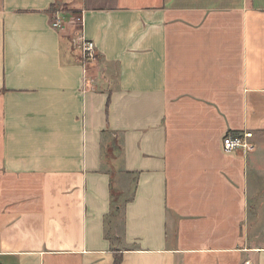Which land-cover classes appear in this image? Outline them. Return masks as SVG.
<instances>
[{
	"label": "crops",
	"instance_id": "1",
	"mask_svg": "<svg viewBox=\"0 0 264 264\" xmlns=\"http://www.w3.org/2000/svg\"><path fill=\"white\" fill-rule=\"evenodd\" d=\"M57 1L0 0V264H264V0Z\"/></svg>",
	"mask_w": 264,
	"mask_h": 264
},
{
	"label": "built area",
	"instance_id": "2",
	"mask_svg": "<svg viewBox=\"0 0 264 264\" xmlns=\"http://www.w3.org/2000/svg\"><path fill=\"white\" fill-rule=\"evenodd\" d=\"M65 15L63 10L56 9L53 13L52 24L56 28H64ZM80 47L81 56L84 62L92 61L97 57L96 44L92 39H88L81 33ZM223 145L226 151L240 150L244 153L251 152L256 149V142L254 140V131L252 129H244L239 132H228L223 137Z\"/></svg>",
	"mask_w": 264,
	"mask_h": 264
},
{
	"label": "rangeland",
	"instance_id": "3",
	"mask_svg": "<svg viewBox=\"0 0 264 264\" xmlns=\"http://www.w3.org/2000/svg\"><path fill=\"white\" fill-rule=\"evenodd\" d=\"M56 4H57V8H61V9H69V6H68V3H65L64 1H62V0H58L57 2H56ZM76 14V16H78V13H75ZM78 25H79V20L77 19V27H78ZM80 28V27H79ZM259 196H260V200H261V202L263 203L264 202V192H261V193H259ZM261 208H263V207H261ZM260 208V209H261ZM264 209V208H263Z\"/></svg>",
	"mask_w": 264,
	"mask_h": 264
},
{
	"label": "trees",
	"instance_id": "4",
	"mask_svg": "<svg viewBox=\"0 0 264 264\" xmlns=\"http://www.w3.org/2000/svg\"><path fill=\"white\" fill-rule=\"evenodd\" d=\"M121 259H122L121 255L119 253H116L114 264H121Z\"/></svg>",
	"mask_w": 264,
	"mask_h": 264
}]
</instances>
